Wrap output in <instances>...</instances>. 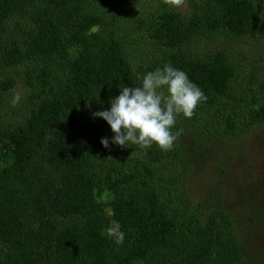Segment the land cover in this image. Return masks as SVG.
<instances>
[{
  "label": "trees",
  "instance_id": "1",
  "mask_svg": "<svg viewBox=\"0 0 264 264\" xmlns=\"http://www.w3.org/2000/svg\"><path fill=\"white\" fill-rule=\"evenodd\" d=\"M263 30L264 0H0V264H250L232 214L189 193L185 134L167 151L104 148L93 113L170 63L207 97L177 117L199 148L249 131L264 70L243 85L209 43Z\"/></svg>",
  "mask_w": 264,
  "mask_h": 264
},
{
  "label": "rangeland",
  "instance_id": "2",
  "mask_svg": "<svg viewBox=\"0 0 264 264\" xmlns=\"http://www.w3.org/2000/svg\"><path fill=\"white\" fill-rule=\"evenodd\" d=\"M188 3L189 0H183L178 7L186 10ZM209 45L213 49L227 48L241 63L239 81L243 85H249L259 68L264 70V35L260 33L222 38ZM17 95L20 99L24 96L20 92ZM173 130L185 134L177 141L189 154L188 159L181 160L187 172L189 193L197 200L218 203L232 214L250 264H261L264 258V123L229 138L214 142L209 139L204 148L197 146L194 136H186L187 127L178 120Z\"/></svg>",
  "mask_w": 264,
  "mask_h": 264
},
{
  "label": "clouds",
  "instance_id": "3",
  "mask_svg": "<svg viewBox=\"0 0 264 264\" xmlns=\"http://www.w3.org/2000/svg\"><path fill=\"white\" fill-rule=\"evenodd\" d=\"M164 2L170 6H179L183 0ZM139 85H117L120 94L110 98V107L93 113L94 118L106 121L113 133L110 139H101L104 148H109L110 143L142 148H150L155 144L160 150L167 151L176 139L172 128L176 125L177 117L182 115L184 118H192L198 104L207 100L202 89L189 79L188 74L170 63L155 72L146 73ZM19 100L17 95L12 103L16 104ZM107 234L117 244L124 243L125 233L120 230L119 224L110 226Z\"/></svg>",
  "mask_w": 264,
  "mask_h": 264
}]
</instances>
